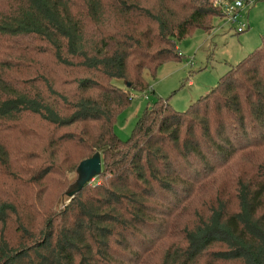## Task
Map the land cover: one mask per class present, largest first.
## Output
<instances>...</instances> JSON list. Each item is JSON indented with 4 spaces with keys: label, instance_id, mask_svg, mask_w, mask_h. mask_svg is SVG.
Listing matches in <instances>:
<instances>
[{
    "label": "trees",
    "instance_id": "16d2710c",
    "mask_svg": "<svg viewBox=\"0 0 264 264\" xmlns=\"http://www.w3.org/2000/svg\"><path fill=\"white\" fill-rule=\"evenodd\" d=\"M217 1L0 0V264H264V37L185 110L156 98L113 132Z\"/></svg>",
    "mask_w": 264,
    "mask_h": 264
},
{
    "label": "rangeland",
    "instance_id": "374dc122",
    "mask_svg": "<svg viewBox=\"0 0 264 264\" xmlns=\"http://www.w3.org/2000/svg\"><path fill=\"white\" fill-rule=\"evenodd\" d=\"M238 21L245 25L240 34H236L235 26L225 20L212 19L208 33L195 30L177 42L176 50L181 56L180 61L161 65L154 77L144 72L143 76L153 93L147 92L145 96H141L132 92L133 98L129 106L113 127L116 137L121 141L126 140L146 104H151L156 98L167 99L174 111L185 110L214 87L229 68L259 47L264 37V0H254L245 5L239 13ZM76 179V173L69 172L65 174L63 187L57 183L61 202L66 201L62 196L63 191L67 186L73 185ZM52 198L50 196L48 199Z\"/></svg>",
    "mask_w": 264,
    "mask_h": 264
},
{
    "label": "water",
    "instance_id": "95a60500",
    "mask_svg": "<svg viewBox=\"0 0 264 264\" xmlns=\"http://www.w3.org/2000/svg\"><path fill=\"white\" fill-rule=\"evenodd\" d=\"M100 167V158L98 155H94L80 162L76 170L77 179L73 185L68 186L64 195L71 199L84 183L91 181L100 172Z\"/></svg>",
    "mask_w": 264,
    "mask_h": 264
},
{
    "label": "built area",
    "instance_id": "2783aa9c",
    "mask_svg": "<svg viewBox=\"0 0 264 264\" xmlns=\"http://www.w3.org/2000/svg\"><path fill=\"white\" fill-rule=\"evenodd\" d=\"M253 0H218V6L222 13V18L230 25L235 26L234 31L236 34L243 32L245 25L238 21L239 13L245 5L250 3ZM145 94H141V96ZM146 100V97H144Z\"/></svg>",
    "mask_w": 264,
    "mask_h": 264
}]
</instances>
